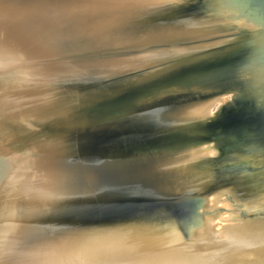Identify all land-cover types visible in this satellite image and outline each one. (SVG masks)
I'll list each match as a JSON object with an SVG mask.
<instances>
[{
	"label": "water",
	"instance_id": "obj_1",
	"mask_svg": "<svg viewBox=\"0 0 264 264\" xmlns=\"http://www.w3.org/2000/svg\"><path fill=\"white\" fill-rule=\"evenodd\" d=\"M197 1L0 0L13 9L0 24L12 49L47 65L32 110L16 123L25 148L0 149V190L14 166L40 161L28 226L156 211L159 191L143 178L120 181V160L214 131L264 135V98L243 93L263 86L252 71L264 61V41L221 45L217 24L196 17ZM229 90L214 114L188 108L191 98ZM107 105L123 111L103 117Z\"/></svg>",
	"mask_w": 264,
	"mask_h": 264
},
{
	"label": "bare ground",
	"instance_id": "obj_2",
	"mask_svg": "<svg viewBox=\"0 0 264 264\" xmlns=\"http://www.w3.org/2000/svg\"><path fill=\"white\" fill-rule=\"evenodd\" d=\"M197 3L196 17L217 24L224 42L263 43L264 0ZM11 10L9 4H0V24ZM11 42L2 28L0 149L9 155L21 152L20 146L25 148L16 139V123L32 110L31 101L41 91L39 81L47 67L46 60L24 47L12 49ZM252 72L263 86H239L253 101L264 98V61L256 63ZM225 97L202 96L188 108L203 115L211 103ZM212 134L206 135L222 144L188 139L120 160L116 164L120 181L126 177L134 182L148 180L146 184L162 196V207L136 214L121 212L114 219L82 226L65 220L28 226L29 210L38 207L32 193L38 190L40 161L30 158L25 166H14L0 190V264H264V135L246 130ZM210 150L214 156H209ZM224 195L243 204L232 212L233 223L217 229L213 220L222 209L216 202Z\"/></svg>",
	"mask_w": 264,
	"mask_h": 264
},
{
	"label": "rangeland",
	"instance_id": "obj_3",
	"mask_svg": "<svg viewBox=\"0 0 264 264\" xmlns=\"http://www.w3.org/2000/svg\"><path fill=\"white\" fill-rule=\"evenodd\" d=\"M213 36H211L210 38H212ZM218 38H222V37H220V36H218ZM213 39H215V40H217V37H213ZM223 41V40H222ZM221 45H223V44H226L225 42H223V43H220ZM0 48H2V47H0ZM222 95L223 96H226L225 98H221V99H223V101L221 100V101H219V99L218 100H215L214 102V104L213 103H211L210 105L212 106V107H210L209 106V111L208 112H210L211 114H214L215 113V111H217V109L218 108H220L221 106L222 107H224V105L226 104V102L228 101V100H230L232 97H233V93H232V90H229V91H227V92H225V93H222ZM202 96L205 98V97H208L209 95L207 94V96L205 95V94H202V95H200L199 97H194V98H191V102L192 101H196V100H199L200 98L202 99ZM196 99V100H195ZM200 99V100H201ZM190 102V103H191ZM117 106H118V104H116ZM113 109V105H107V106H105V108L102 110V112H100V113H102L101 115L103 116V117H109V116H111V115H115V116H119V111L121 110H112ZM121 111H123V110H121ZM97 117H99V118H101V116H96V118ZM98 120H100V119H98ZM192 140H196V141H203V142H201L202 144H206V145H210L211 143L210 142H212V143H216V142H220L218 139H215V138H208V137H204V138H200V139H192ZM212 140V141H211ZM221 143V142H220ZM222 144V143H221ZM212 145V144H211ZM228 151L230 150V149H227ZM210 154H209V156L211 157V156H214V154L215 153H212L213 151H211L210 150ZM229 167H232V165H228ZM223 197V196H222ZM212 198V197H211ZM224 199V200H223ZM223 199L221 200V201H219V202H216L217 203V206H218V209H219V211H220V216L219 217H216V218H218V219H214L213 220V224H214V227L215 228H217V229H220V228H222L223 226H225V225H228V224H231V223H233V221H232V219L230 220V218H231V214H233L232 212H234V210H236V208L238 207V206H241L243 203H241L240 201L239 202H237L236 203V201L234 200V199H232L229 195H224V197H223ZM224 202V203H223ZM240 203V204H239ZM225 204H227V205H225ZM234 204V205H233ZM238 204V205H237ZM225 205V206H224ZM228 205H233V206H228ZM237 206V207H236ZM220 207V208H219ZM227 207V208H226ZM230 207V208H229ZM229 208V210L231 211H229V210H227ZM225 211V212H224ZM230 212V213H229ZM223 215V216H222ZM221 217V218H220ZM229 219V220H228ZM218 220V221H217ZM217 221V222H216ZM222 224V225H221Z\"/></svg>",
	"mask_w": 264,
	"mask_h": 264
}]
</instances>
